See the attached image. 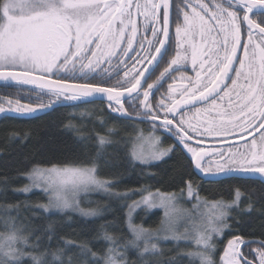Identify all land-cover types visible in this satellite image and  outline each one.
I'll return each instance as SVG.
<instances>
[{"label": "snow or ice", "instance_id": "6c2138e0", "mask_svg": "<svg viewBox=\"0 0 264 264\" xmlns=\"http://www.w3.org/2000/svg\"><path fill=\"white\" fill-rule=\"evenodd\" d=\"M26 6L31 9L28 14L23 13ZM18 9L21 14H18ZM170 9V0H33L31 5H25L20 0H4L0 5V81L5 86L13 83L35 84L41 89L46 88L57 98L64 96L71 100L103 94L114 112L125 111L122 103L125 93L128 98L139 99L143 90L141 107L152 120L160 119L159 112L154 111V108L163 111L162 127L169 132L175 129L173 135L191 154L195 170L204 176L253 174L247 177L249 179L259 174L264 182V133H261L259 141L253 138L244 152L239 149L233 151L231 147L226 151L205 150L188 143L193 139L191 134L228 137L236 130L247 135H252V130H264V19L253 18H264V0H184V5L179 7L182 23L177 22L175 28L176 54L156 80L147 83L155 68L168 55L171 44ZM140 18L143 19L142 37ZM245 26L246 41L242 38ZM125 40L126 47L123 43ZM134 42L138 43L139 50L134 47ZM241 47L243 56L238 53ZM132 52L136 55L132 56ZM121 55L133 63L129 67L127 59L120 61L127 70L123 80L118 82L119 86L103 87L87 81L88 74L94 73L101 63H111L113 58ZM189 60L195 78L181 74L179 79L187 83L176 87L177 78L172 77L173 83L168 85L167 96H162L153 105L150 102L153 90L162 87V81L172 72L180 71ZM236 62L239 67H236ZM137 64L142 65L143 70L137 69ZM149 65L155 66L150 68ZM77 69L86 82L70 84L63 78L46 81L44 75H33L34 72L75 73ZM232 72L235 77L231 75ZM229 80L231 87L227 83ZM145 83L147 88H144ZM6 102L8 110L16 113L28 114L37 110L21 104L19 99L15 107H12L11 99ZM112 102L119 107H114ZM4 103L5 100L0 98V112L6 111ZM185 109H194V115L189 116ZM177 116L180 119L174 123ZM105 139L100 137L101 144L105 143ZM157 142L158 138L153 140L154 144ZM173 150V147H169L154 151L150 157L134 152L133 156L141 163H146L149 158L159 160ZM94 172L95 168L35 167L30 178L44 180L54 189V207L68 208L69 201L61 195V190L68 185L102 186L107 183L97 180ZM187 194L190 198L196 195L199 199L191 180L187 182ZM241 195L237 188L234 201L211 203L215 211L208 220L210 232L221 231L216 227V222L227 217L226 209L238 204ZM150 197L151 194L145 197L144 202L149 203ZM174 199L175 194L167 196L169 201ZM94 214L91 211L84 212V215ZM129 229L137 239L143 232L131 222ZM105 238L113 239L111 236ZM6 239V245H0V248L5 249L3 255L6 259L0 260V264H18L19 249L13 247L18 238L12 234ZM210 240V234L202 235L197 243L211 248ZM261 243L264 245V242ZM242 244L244 241L240 237L228 241L221 257L223 264H241L239 257L242 255ZM152 248L155 250L156 245H152ZM112 251L109 249L110 253ZM199 255L201 264H213L208 256ZM32 259L34 264H43L40 257L33 256ZM54 259L59 260V257L54 254ZM259 259L260 264H264V251H259ZM105 264H116L112 255L106 258Z\"/></svg>", "mask_w": 264, "mask_h": 264}, {"label": "trees", "instance_id": "16d2710c", "mask_svg": "<svg viewBox=\"0 0 264 264\" xmlns=\"http://www.w3.org/2000/svg\"><path fill=\"white\" fill-rule=\"evenodd\" d=\"M170 4L172 9L171 0ZM46 94L26 85L0 83V98L32 100L35 104L40 101L47 106ZM104 103L69 100L34 115L0 116V233L17 232L24 240L20 253L27 258L18 264H34L33 256L40 257L43 264H102L100 259L112 246L127 255L126 264H198L184 256L190 249L182 243L165 241L144 261L137 250L128 247L132 242L127 226L131 202L143 192L179 195L189 180L196 194L207 200L231 202L237 188L242 194L239 208L229 213L222 236L215 242L213 264H220L224 245L234 237L264 242V186L236 179L203 180L195 173L188 154L162 135L163 145L174 150L152 164L135 162L130 155L132 134L136 125L146 124L113 112ZM100 137L106 138L105 143L101 144ZM53 166L94 167L99 179L110 182L107 193L93 194L91 201L88 195L80 199V205L94 210L95 215L47 212L41 208L48 202L45 194L21 192L35 167ZM128 193L133 196L126 197ZM161 218L160 211L139 210L133 215V223L152 230ZM258 246L256 242L247 244L244 256L250 260L247 252Z\"/></svg>", "mask_w": 264, "mask_h": 264}, {"label": "rangeland", "instance_id": "374dc122", "mask_svg": "<svg viewBox=\"0 0 264 264\" xmlns=\"http://www.w3.org/2000/svg\"><path fill=\"white\" fill-rule=\"evenodd\" d=\"M20 2L24 3L25 5H31L33 3V0H20ZM143 2V0H141ZM4 3V1H3ZM2 3V4H3ZM31 9L30 7H24L23 13L28 14L30 13ZM18 14H21L20 10H17ZM162 19V18H161ZM92 47H95L94 45ZM86 62V61H85ZM71 67V66H69ZM97 70V69H96ZM96 72V71H95ZM60 73H65L67 75H72V77L76 74L78 76H81L79 73V69L76 70L75 73L69 71V72H54L53 74H41L39 72H34L33 74L35 75H44V77H53L57 76L56 74ZM90 74V73H89ZM51 79V78H50ZM47 99L49 101V105H54V104H59L63 101H69L71 99H65L64 96H60L57 98L54 95H51L50 93L46 94ZM5 100V103L3 104V107L6 109L4 112H0V116L4 114H15L19 116H29V115H34L37 114L38 112L46 109L49 105L45 106L43 103H40V101H37L38 103H31L32 100L30 101H20L21 104L25 105H30L37 110L28 113V114H20L16 113L14 111H9V105L7 104L6 98H3ZM17 99H12L13 104L12 107H15ZM113 105L114 102H112ZM41 105H44V107H40ZM119 106V105H115ZM135 132L132 134V141H131V148H130V155L131 158L140 164H152L158 161H161L164 159L166 156L162 157L159 160H153V159H147L146 163H141L139 159H134L133 153L135 152L136 154H143L146 157H150L151 153L154 151H160L163 149H168L169 147H166L163 145V141L161 139V135L159 134L161 131H165V128L163 127H157L156 125H136L135 126ZM167 131V130H166ZM169 133V131H168ZM170 134L173 135V133L170 132ZM157 143H153V140H157ZM209 137L205 136L200 141H206ZM177 139V138H176ZM167 141V139H166ZM247 146H250L247 144ZM237 147V146H235ZM234 150L239 149L233 148ZM240 150V149H239ZM247 151V147L242 149V152ZM191 159V154L189 155ZM213 159V158H211ZM192 162V161H191ZM52 168V167H49ZM57 168H64V167H57ZM70 168H94V167H70ZM43 169H48V168H43ZM33 172V170L30 172V174ZM30 174L28 175V184L25 188H27V191L21 190L22 193L29 194L31 192H41L45 194L48 198V202L41 206L44 211H70V212H75L77 214H80L81 216L84 217H92L93 215H84V212H94V210H90L88 208H84L80 205V199L84 196H91L93 194H100V193H107L109 191V186L110 182L105 181L103 179H99L98 176L96 175V171L94 172V175L97 180L102 181V182H107L104 183L102 186L97 185V184H87V185H79L76 187H73L72 185H68L66 188L61 190V195L66 198L69 201L70 207L68 208H57L54 207V189L49 186L44 180H37L34 178H30ZM47 189V190H46ZM195 192V191H194ZM196 193V192H195ZM133 193H128L125 196L126 197H131ZM149 194H151L150 201L149 203L144 202V198L148 197ZM170 195L168 193L160 192V191H152V192H147V193H141V195L136 198L134 201L131 202L128 208L127 212V226L129 229V222L136 227L137 229H142L143 232L140 236L139 239L136 238V236L133 234L132 231H130L131 236H132V242L128 246L129 248L133 250H137L139 252V257L144 261V258L146 256H152L153 254H156L158 250L160 249V244L165 242V241H172L176 244L182 243L185 246H188L190 251L187 252V254H184V256H187L188 258H192V260H196L198 264H201V255L199 254H204L208 256L212 262L216 250L215 242L221 238L224 227H225V219H227L228 215L230 212L233 210H236L239 208L242 200V196L238 202V204H233L231 208L226 209L228 212L227 217L223 221H217L216 222V227L220 228L221 231L219 233L216 232H210V229L208 227V220L209 217L212 215V213L215 211L214 209L211 208V203L212 202H217L221 200H207L205 198H202L200 196L199 199H197L196 195L193 197H189L187 194V187L183 192V195H175L174 200H167V196ZM235 196V194H234ZM90 198V197H89ZM235 200V197L233 198L232 201ZM91 201V198H90ZM231 201V202H232ZM225 202V201H223ZM225 203H230V202H225ZM139 210H144L146 212H152V211H160L161 212V221L159 225L156 227V229H144L141 226L134 225L133 223V215ZM95 213V212H94ZM95 215V214H94ZM12 234H15L17 236L16 242L13 244V247L19 249V252L17 253L18 256V263L22 262L24 259L27 257L25 255H22L20 253V245L24 241L22 237L20 236L19 233L17 232H10V233H0V245H6L7 243V237L11 236ZM211 235V240L209 243L212 245L211 248H206L202 244H198L197 241L201 238L202 235L207 236ZM174 237H179V239H176ZM152 245H156V249L154 250L152 248ZM228 246V242L224 245L221 254L219 256L218 262L220 264H223L221 261V257L224 254L225 248ZM245 246L240 245V251L242 255L239 257V260L241 264H247L249 261L252 260V258H247L243 254V248ZM147 248V251L145 249ZM113 250L111 253L108 252L105 254L103 258H101L102 264H105L106 258L109 255H112L116 264H126L125 259H127V255L120 251L117 252L118 249H115L114 246L111 247ZM127 249V248H126ZM257 248L253 247L249 250V252H255L256 258L259 259V252L255 251ZM4 248H0V260H5L6 257L3 255ZM247 252V250H246ZM249 252H247L246 255L249 256ZM242 257V258H241ZM244 259V260H243ZM260 261V259H259Z\"/></svg>", "mask_w": 264, "mask_h": 264}, {"label": "flooded vegetation", "instance_id": "af4514ba", "mask_svg": "<svg viewBox=\"0 0 264 264\" xmlns=\"http://www.w3.org/2000/svg\"><path fill=\"white\" fill-rule=\"evenodd\" d=\"M206 2H207V0H206ZM217 2H221V0H217ZM171 3H172V9H171V44L169 46L168 55H166L164 57V60L162 62H160L159 67L155 68L154 74L147 81V83H152L154 80H156V77H158L160 72L163 71V69L168 66V62L176 54L175 28H176L177 22L182 23V14L179 11V7H182L184 5V0H171ZM242 15H243V13L241 12V16ZM253 18L254 19H264V18H258L255 16ZM140 26H141L140 36L142 37L144 34L143 33V19L142 18H140ZM148 35H149V37L151 36V29H149ZM242 38L245 41L247 40L246 26H245V30L243 32ZM123 43L126 47L127 46L126 40L123 41ZM134 47L137 50H139L138 43L134 42ZM238 53L240 56H243V48L242 47L238 50ZM131 55L135 56L136 53L132 52ZM125 59H127V58L124 57L123 55H121L119 58H113L111 60V63H101L100 66L97 68L96 72L88 74L87 81H90L94 84H99L100 86H103V87L119 86L118 82L123 80L124 72L127 70L125 65L121 64L120 61L125 60ZM132 63H133V61L131 59H127V64L129 67L132 65ZM136 67H137V69L143 70V66L140 64H137ZM236 67H239L238 62H236ZM181 74L195 78V72L192 71V65H191L190 60L186 63V65L181 67L180 71L172 72L171 75L166 77V79L164 81H162V87H158L157 89L153 90L154 95L152 97H150V102L153 105H156L162 96H167L168 85L170 83H173L172 77L177 78L176 84H175L176 87H179L183 84H186L187 81L179 79ZM56 75L57 76L48 77V78H51L54 80H56L58 78H63L67 83H84V82H86V78L82 77V76H78V74L74 75L73 77H72V75H67L65 73H60V74H56ZM231 75L233 77H235L234 72H232ZM76 80H80V82H76ZM147 83L144 84V88H147ZM227 83H228L229 87H231V81L229 80V81H227ZM126 86L127 85H125V87ZM142 91L143 90H141V94H140L139 99L127 98V99H123L122 103L124 104V109H125L126 114H128L132 117L151 119L150 115L145 113V110L141 107V104H140V101L143 99ZM224 103H225V105L227 104V99L225 100ZM104 104H108V103H104ZM109 104H108V107H110ZM113 106L119 107V106H115V105H113ZM198 107H207V105H203V106L198 105ZM110 110H112L111 107H110ZM154 111L159 112L160 119H157L158 122H156V123L143 122V123H145L146 126L147 125H149V126L156 125L157 127H162V119H163L164 113L162 110L156 109V108H154ZM185 111L188 112L189 116H192L195 113L194 109H192V110L185 109ZM119 113L121 114V112H119ZM214 114L215 113H211V115H214ZM169 118L171 119V116ZM203 118H204V114L202 113L201 119H203ZM179 119H180V117L177 116L174 123H178ZM193 122L195 123V121H193ZM258 124H259V121L257 122V126H258ZM174 131H175V129L173 128V131L171 133H173ZM261 133H264V130H260L259 132L252 130V135H247L246 133H242L240 130H236L233 134L229 135L228 137H210V136H208L209 138L206 141H200V139H202L205 136H196L195 134H191L193 136V139L189 140L188 143L191 146L204 148L205 150L220 149V150L226 151L229 147H231L233 151H236L233 148L238 147L240 149V151L242 152V149L245 148L247 144L248 145L251 144V141L253 138H255L257 141H259ZM159 134L162 135L164 138L168 139V141H171L173 143L174 147H181L187 153V150L183 147V145L179 144L178 139H176V136L170 134V132L168 133V131H166V129H165V131H161ZM197 140L200 141L199 144H197ZM235 146H237V147H235ZM187 154H188V156L190 155V153H187ZM208 159H211V158H208ZM224 178H225V180L236 179V180H239L243 184L248 183V182H254V183L257 182L258 184L264 186V182H262V180L259 178L241 179V178H235V177H224V174H220L219 178L216 180L223 181ZM203 180L210 181L208 179H203ZM255 251H257V252L264 251V246L259 245L258 249H256ZM249 255L253 259L252 261H250L251 264H260L259 259L256 258L255 252L253 253L250 251Z\"/></svg>", "mask_w": 264, "mask_h": 264}, {"label": "water", "instance_id": "95a60500", "mask_svg": "<svg viewBox=\"0 0 264 264\" xmlns=\"http://www.w3.org/2000/svg\"><path fill=\"white\" fill-rule=\"evenodd\" d=\"M170 19H171V9H170ZM154 66H155V65H149L150 68H151V67H154ZM33 75L36 76V77H39V76H40V75H35V74H33ZM45 80H46V81H54V79H50V78H46V77H45ZM0 83H4V82H3V81H0ZM13 84H14V83H13ZM70 84H71V83H70ZM26 86H30V87L35 88V89H37V90H41V91H44V92L49 93L48 90H47L46 88L41 89V88L37 87L35 84H28V85H26ZM127 98H128V97H127V93H125V94H124V98H122V100H123V99H127ZM79 100H85L86 102L100 101V102H105V103H108V104L110 103V102L107 100V97L104 96L103 94H95V95L92 96V97H82V98L79 99ZM121 114H123V116L126 117V118L134 119V120L141 121V122H153V123L158 122V120L143 119V118H137V117H130L129 115H127V114L125 113V111H124V112H121ZM193 169H194L195 173H196L200 178L208 179V180H210V181L216 180V179H218L219 176H220V175H218V176H213V175L204 176L203 173H200L198 170H195L194 165H193ZM249 175H253V174L232 173V174H230V176L224 174V177H235V178H241V179H249V178H247ZM253 178H254V179H256V178L261 179L260 176H259V174H254ZM253 178H251V179H253ZM251 242H256V243H258L259 245H262V243L259 242V241H251ZM251 242H249V241H248V242H244V244H242V246H246L247 244H249V243H251ZM263 246H264V245H263ZM241 258H242V257H241ZM243 260H244V259H243Z\"/></svg>", "mask_w": 264, "mask_h": 264}]
</instances>
